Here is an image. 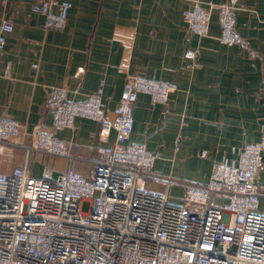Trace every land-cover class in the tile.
Wrapping results in <instances>:
<instances>
[{
  "label": "crops",
  "instance_id": "0c3cea01",
  "mask_svg": "<svg viewBox=\"0 0 264 264\" xmlns=\"http://www.w3.org/2000/svg\"><path fill=\"white\" fill-rule=\"evenodd\" d=\"M40 1L0 0V16L13 24L0 55V117L24 126L23 146L0 145V172L26 166L56 183L72 167L89 177L98 148L115 140L114 130L101 137L93 119L77 117L72 127L53 130L71 159L26 149L36 127L52 130L47 91L65 89L74 100L99 96L113 122L128 73L173 86L166 103L138 94L128 138L156 156L146 186L170 203L182 204L189 184L207 183L214 164L236 165L243 147L264 135V0H239L231 45L218 38L217 6L204 36L183 17L196 3L227 0H67L62 29L45 27V15L31 11ZM186 51L193 57L185 58ZM256 185L264 193V153ZM258 212L264 214V198Z\"/></svg>",
  "mask_w": 264,
  "mask_h": 264
},
{
  "label": "built area",
  "instance_id": "2783aa9c",
  "mask_svg": "<svg viewBox=\"0 0 264 264\" xmlns=\"http://www.w3.org/2000/svg\"><path fill=\"white\" fill-rule=\"evenodd\" d=\"M238 2H199L183 17L191 32L204 36L217 6L218 38L231 45ZM70 7L67 0H43L31 11L45 15V27L62 29ZM12 32V22L0 16V55ZM4 76L10 77L9 67ZM172 89L164 81L128 73L113 122L99 96L74 100L65 89H48L52 130L36 127L27 151L71 159L53 130L72 127L77 117L97 121L105 139L114 130L115 140L98 148L89 177L72 167L56 183L32 176L26 166L0 172V264H264V214L258 212L264 193L256 185L264 135L243 147L236 165L216 163L207 183L189 184L182 204L147 188L145 177L156 156L145 145L128 142L133 106L139 93L166 103ZM23 127L0 117V145L23 146Z\"/></svg>",
  "mask_w": 264,
  "mask_h": 264
}]
</instances>
